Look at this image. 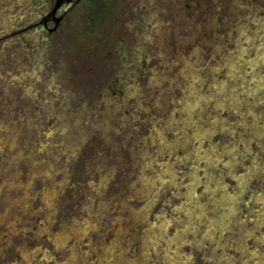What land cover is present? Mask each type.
Wrapping results in <instances>:
<instances>
[{
	"label": "rangeland",
	"instance_id": "374dc122",
	"mask_svg": "<svg viewBox=\"0 0 264 264\" xmlns=\"http://www.w3.org/2000/svg\"><path fill=\"white\" fill-rule=\"evenodd\" d=\"M52 2L0 0V264H264V0Z\"/></svg>",
	"mask_w": 264,
	"mask_h": 264
},
{
	"label": "flooded vegetation",
	"instance_id": "af4514ba",
	"mask_svg": "<svg viewBox=\"0 0 264 264\" xmlns=\"http://www.w3.org/2000/svg\"><path fill=\"white\" fill-rule=\"evenodd\" d=\"M77 0H53L51 6L46 10L45 13H43V15H41L40 17H38L36 19V26H38L40 28V30H46V31H50L51 29L48 27V25L50 23H53L54 22V26L57 27V22H58V19L55 15H63L64 13L67 12V10H69L76 2ZM229 70V68H228ZM255 76V75H254ZM204 77V76H203ZM221 78H223L222 76H220ZM207 78V77H205ZM225 79H228V78H225ZM212 81V80H211ZM216 85V84H215ZM215 85L212 84L213 86V89L215 88ZM254 85L251 84V88H248V90H246L247 92L246 93H249L250 94V91L253 89V90H257L255 87H253ZM216 89V88H215ZM243 91H245L243 89ZM213 95V94H212ZM217 96V94H214V97ZM230 97H232V95H230ZM202 98H205L204 97V94L202 95ZM221 98V97H220ZM229 100V98H226ZM219 99H217L218 101ZM230 102L232 100H229ZM188 102V97L184 96V98L181 100L180 104L177 105L178 108H181L183 109L182 107H184V109H187V107H189V104L187 103ZM219 103H222L223 102V98H222V101H218ZM180 112H183L184 110H179ZM188 112V111H187ZM209 117V116H208ZM213 123V121H210L209 118L206 119V123L204 124V126L202 125L203 128H206V131L210 128H212V126H210V124ZM189 131V129H187ZM210 132V131H209ZM208 132V134H209ZM220 156V155H219ZM196 177V176H195ZM211 178V177H210ZM194 180V179H193ZM211 180L213 181V178H211ZM193 183V181H187V184H191ZM206 186V185H205ZM145 212V207H142L140 210H135V213L136 212H142L144 213ZM134 213V210H131L130 211V214ZM129 214V216H130ZM129 218H121L119 219L118 221H116V223L113 224V228L116 224L122 222V221H126L128 220ZM132 222H134V220L130 221L129 223H125V226L121 229V230H118L116 232H119V231H122L125 229V227H127V225L131 224ZM74 227V226H73Z\"/></svg>",
	"mask_w": 264,
	"mask_h": 264
},
{
	"label": "snow or ice",
	"instance_id": "6c2138e0",
	"mask_svg": "<svg viewBox=\"0 0 264 264\" xmlns=\"http://www.w3.org/2000/svg\"><path fill=\"white\" fill-rule=\"evenodd\" d=\"M246 162H247V158H245V157H241V158L239 159V161L237 162V163L239 164V166L244 170V171H243V174H242L240 177L237 178L241 183H245V182H247L249 173H251V172L253 171L252 168H247V167H245ZM251 163H252L253 165H255V159H253V160L251 161ZM165 183H167V182H165ZM257 190H259V187L257 188ZM205 191H207V187L205 188ZM174 195H177V193H174ZM189 195H191V193H189ZM207 239H208V233H204V240H207ZM201 244H202V242L197 243V242L194 240V243H193V247H194V249H195L196 247H200ZM234 246H236V245H235V242H234Z\"/></svg>",
	"mask_w": 264,
	"mask_h": 264
},
{
	"label": "bare ground",
	"instance_id": "6f19581e",
	"mask_svg": "<svg viewBox=\"0 0 264 264\" xmlns=\"http://www.w3.org/2000/svg\"><path fill=\"white\" fill-rule=\"evenodd\" d=\"M187 52V51H186ZM190 133V132H189Z\"/></svg>",
	"mask_w": 264,
	"mask_h": 264
}]
</instances>
